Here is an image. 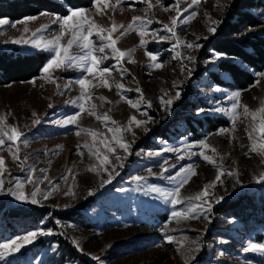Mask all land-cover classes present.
<instances>
[{"label":"rangeland","instance_id":"1","mask_svg":"<svg viewBox=\"0 0 264 264\" xmlns=\"http://www.w3.org/2000/svg\"><path fill=\"white\" fill-rule=\"evenodd\" d=\"M232 1L200 0L189 7L191 0H180L181 10L187 8V11L178 21L176 36L163 28V24H170L176 15V0H151V8L145 0H120L119 4L117 0H110L104 15L99 14L93 4L79 8L87 10V15L105 28H110L113 21L124 25L113 38L125 31L134 16L152 21L146 25L145 46H140L141 37L135 31L118 40L117 47L121 50L134 49V63L111 58L112 53L107 48L104 54L98 53L109 57L99 68L111 69L110 76L105 74L111 90L99 83L98 76H88L94 86L87 90L86 95L91 94V99L83 101L84 108L95 105L97 115L107 112L117 124L109 122L106 125L87 111L78 116L77 125L63 124L80 111L79 103H71L82 92L76 81L87 75L79 68L55 69L49 74L41 71L39 76L28 81L0 84V115H7V124L18 126L25 133L18 142L23 168L12 158L8 145L0 149V156L6 162V170L0 177L4 180L0 202H7L24 213L20 218H10L5 224L0 212V244L30 232L38 233L31 243L17 240L23 246L19 251L6 254L0 264H78L62 255L58 237L71 241L74 248L93 264L101 261L103 264H185L193 256L190 264H264V254L244 251L250 242L264 244V210L244 218L225 207L240 195L252 196L257 203L264 202V182H257V177L264 173V157L250 151L252 141L248 137L250 125L258 121L241 115L233 125L226 111L235 102L231 97L236 92L241 93L240 104L247 105L250 110L264 105V76L259 75L264 70L243 90L220 85L210 76V71H215L222 78H228V74L218 68L219 61L226 56L210 49V41L216 36ZM42 13L29 16L35 18L31 20L25 19L28 17L6 18L9 23L0 26V48L17 47L24 54L44 52L48 63L52 53L34 47L31 41L39 40L43 44L58 35L61 22L57 17H66L70 12L66 15ZM193 13L195 16L188 23H182ZM254 13L264 21V9H256ZM76 19L74 17L73 22ZM210 28H215V32L209 31ZM70 35L67 33L61 43L66 44ZM162 36L167 39H160ZM92 39L99 43L98 37ZM177 39L181 42L179 47H175ZM14 40L30 42L13 43ZM185 44L200 47L187 48ZM72 51L80 50L73 48ZM147 53L157 56V62L163 67L152 66ZM47 75L51 80L45 78ZM117 83L123 84L124 88L118 89ZM137 88L142 90L143 99ZM177 93L179 99H176ZM100 97H106L107 101ZM161 99L173 102L166 105ZM129 100L138 107H131ZM185 105L190 108L186 109ZM238 111L242 113L243 109ZM34 112L41 120L39 125L33 124L37 118L33 116ZM132 116L146 123L137 127L133 122L131 131L118 133L130 145L126 153L111 139L117 133L108 129L127 128ZM216 117L227 120L228 124L199 135L200 126L193 119ZM190 118L193 124L187 123ZM82 129L103 134L116 149L115 153L108 152L97 137L93 151L99 148L102 154L108 155L111 163L103 166L107 172L103 167H98L96 172L89 171L90 166L99 165V161L84 147L85 143L91 145L93 141ZM221 129L227 131L221 132ZM78 131L80 135H76ZM202 142L214 147L219 155L203 149ZM12 150L15 151V147ZM201 151L212 156L224 169L221 180L209 189L205 198L211 204V210L208 211L205 204L203 210L189 213V219L173 218L174 211H187L190 206L187 198L200 193L220 174L216 166L203 159ZM117 155L120 160L115 159ZM189 165L198 175L180 188V198L185 202L174 206L162 193L174 192L179 187L181 177L178 173ZM165 168L168 171H164ZM40 169L47 171L42 173ZM109 173L113 176L111 183L101 186ZM45 175L47 180L35 183ZM30 176L33 183H26ZM136 177L144 179L137 181ZM22 182L24 194L29 198L36 187L40 188L38 204L17 200L8 192ZM53 185H57L58 190L44 199V194ZM153 188L161 191H153ZM90 191L94 194L89 195ZM221 197L223 199H219ZM34 209H50L51 212L37 221L30 216ZM69 211H79L91 226L63 221L53 214ZM11 225L13 229L9 227ZM170 236L174 238L172 242L168 240ZM73 241L79 242L80 247L77 248ZM197 246L199 249L195 250ZM93 256L99 257V261Z\"/></svg>","mask_w":264,"mask_h":264},{"label":"snow or ice","instance_id":"2","mask_svg":"<svg viewBox=\"0 0 264 264\" xmlns=\"http://www.w3.org/2000/svg\"><path fill=\"white\" fill-rule=\"evenodd\" d=\"M159 2V0H158ZM200 0H191V4L189 7H192L193 5L199 3ZM120 3V0H117V4ZM145 3L148 4V7L151 8V0H145ZM93 6L97 9V12L101 15L105 14V9L109 8L110 6V0H93ZM168 10L167 8L165 9ZM174 10L176 12V15L171 18L170 24H163V28L166 32L171 33L172 36H176V27L178 25V21H180V17L183 15V12L187 11V8L181 10L180 8V0H176V4L174 5ZM70 15L66 17H57V21L61 22L60 27L61 31L58 35L54 36L51 40H48L44 42L43 44L39 40H33L31 43L34 47L40 48L42 47L44 50L49 51L52 53V58L48 61L46 66L43 68V72L45 74H49L50 70L55 69H67V68H79L83 72H86L87 75L83 76L82 78L78 79L76 83L80 86L82 92L80 97L77 98V100L72 101L71 103H79L80 111L73 116L68 117L66 120L63 121L64 125H77L78 123V116L81 113L88 112L89 115H95L98 120H102L107 125L109 122L111 124H117L115 120L112 119L111 116L108 115V113H103L102 115H97L95 111V105H91L89 109H85L83 105V101L85 99L90 100L91 94H87V90L90 86H94L92 84V81L88 79V76H93L96 78L99 77V83L102 84L105 87H108L109 90H111V86L109 85L108 79H105V74L111 75V69L110 68H103L100 69L99 65L100 63L108 59L109 57L105 55H98L104 54L105 49H110L112 53L113 59H116L118 61H124L127 59L129 62L134 63L135 60L132 58V54L134 52V49L129 50H121L119 47H117L118 40L122 38L123 36L127 35L129 32L135 31L137 34L140 35V46L143 47L146 45L147 41L144 39V36L147 34L146 31V25L151 24V20H145L142 17L134 16L132 18L131 23L127 26L124 32L120 34L119 37L113 38V34L117 31H119L120 28H124V25L120 24L117 25L115 21L112 22L110 28H105L102 25H99L95 22L94 19L90 18L87 15V10L85 9H78L73 10L69 9ZM43 15V13H42ZM195 16V13L192 14V16L188 17L182 23H188L193 17ZM77 18L75 22H73V18ZM26 20L35 19L34 17H28L25 18ZM159 22V21H158ZM9 21L6 18H0V26L8 24ZM162 23V22H159ZM14 26V25H13ZM45 29H38L37 31H42ZM215 28H210L209 31L215 32ZM25 32L28 31L27 28L24 29ZM71 33L70 38L67 40V43H61L62 39L67 33ZM35 36L36 33H33ZM96 36L98 37L99 43L97 41L93 40L92 37ZM160 39H167V37H160ZM13 43H29L30 41L27 40H14ZM179 39L176 40L175 47L180 46ZM187 48H193V47H200V45L196 44H185L184 45ZM77 48L80 51L79 52H73L72 49ZM147 55L152 60V66L155 68H162L163 64L157 62V56L153 55L152 53H147ZM180 56V53L177 52V57ZM189 60L194 59L193 57H188ZM259 75L264 76V73H260ZM45 78L51 80V76L47 75ZM259 83V81H257ZM116 87L118 89H123L124 85L117 83ZM137 92L141 93V99H143V93L142 90L137 88ZM241 96L240 92H236L231 97L232 100L235 102L231 105L230 110H226L227 114L230 116L233 125H235L236 121L240 118L241 115L244 117H251V120L253 123L250 125L251 130L248 132V137L252 141L250 151L257 153L258 155H261L264 157V105H262L257 110H250L247 105H241L239 102V98ZM100 99L107 101L106 97H100ZM176 99H179V93H177ZM109 103L111 101H108ZM172 100L164 101L161 99V103L166 105H171ZM131 107L137 108L138 105L136 103H133L131 100L128 101ZM151 104L149 103V107ZM49 107H52V105H49ZM242 108V113L238 111V109ZM34 117H37L33 120L34 125H39L41 123V120L38 118L37 114L33 113ZM135 123L137 127H140L141 125L145 124V121L138 120L135 116H132L129 118L128 127L121 129L120 127H117L115 129L109 127L110 132H115L117 135H113L111 138L116 142V144L119 145L120 148L124 150V152H128L130 145L124 141L123 137L118 135L122 130L123 131H131V125ZM147 131V129H144ZM86 134L91 136L93 143L90 145L88 143L84 144V147L88 148V151L95 156L96 160L99 161V165H92L89 168V171L96 172L98 170V167H103L104 165H107L111 163L109 160L108 155L102 154L99 148H96L95 151L93 149L95 148V141L97 137L101 138V142L105 148H107V151L110 153H115L116 149L111 146L109 139L103 134L96 132L93 129H82ZM221 132L227 131L226 129H221ZM76 135H80V132L78 131ZM134 135V133H133ZM25 136V133L20 130L18 126L15 125H8L7 124V115H0V149H3L5 145H8V150L12 156V158L15 161H18L20 163V166L24 167V161L21 160V157L19 155V146L18 142L21 141V138ZM24 143L27 144V140H24ZM13 147H15V151H13ZM62 147V146H61ZM201 147L203 149H210L211 152L215 155H219L217 150L214 147H211L206 142L201 143ZM83 155V153H81ZM200 155L203 157L205 161H207L209 164L216 166L219 169L220 174L216 176L215 181H213L210 184H207L204 186L203 190L200 193H197L196 195L187 198L190 202V206L185 212H176L174 211L172 213L173 218H182V219H189L191 218L189 213H195L198 210H203L205 207V204H207V210H211V204L208 203V201L205 199L209 195V189L214 188L216 182L221 180V176L224 174V169L221 165H218L217 162L212 158V156L205 154L204 151H201ZM183 157H181L182 159ZM25 160L27 157L24 158ZM116 160H120L121 157L119 155L115 156ZM223 157H221V160ZM166 163V162H165ZM6 170V162L3 156H0V177L4 175V172ZM42 173L46 172L47 169H40ZM103 171L107 172L108 169L106 167H103ZM164 171H168L167 168L164 169ZM32 172H35V169H32ZM231 174V173H229ZM178 175L181 177L179 181V187L171 193H162V195L165 197L166 200H170L172 204L175 206L176 204H182L185 201L180 198V188L184 187L186 184L190 182L192 177L198 175L196 169L189 165L187 168L181 169V172L178 173ZM48 177L45 175L42 178H38L35 183L39 184L42 182V180H47ZM66 179V177H65ZM113 179V176L111 173H109V177L107 180H104L102 182L103 186L104 184L111 183V180ZM137 181H140L144 179L143 177H136ZM257 182H264V173H261L257 177ZM26 183H33V180L31 176L26 181ZM3 185L4 180L0 179V191H3ZM24 182L18 183L15 187V190L8 189V192L15 196L17 200H24L31 204H38L39 201L37 200V195L40 193V188L36 187L34 191L31 192L30 198L24 194ZM58 190L57 185H53L50 191L44 194L43 198L48 199L53 192ZM153 191H161L158 188H153ZM73 194V193H69ZM93 192H89V195H93ZM219 199H223L222 197ZM219 199L217 200V203H219ZM49 234V233H44ZM37 232H30L27 236L19 237L17 240H21L25 243H31L33 239L37 237ZM174 238L168 237L169 242H172ZM17 240H12L8 243L0 244V259H2L6 254H9L11 252L19 251L20 247L23 246L21 243H17ZM73 243L76 245L77 248L80 247L79 242L73 241ZM183 246V245H181ZM199 246L195 250H198ZM245 252H256L260 254H264V244L260 243H249L247 247L244 249ZM94 260L99 261V257L93 256ZM195 257H189L188 260L185 261V264H190L191 259H194ZM100 264H103L101 261Z\"/></svg>","mask_w":264,"mask_h":264},{"label":"trees","instance_id":"3","mask_svg":"<svg viewBox=\"0 0 264 264\" xmlns=\"http://www.w3.org/2000/svg\"><path fill=\"white\" fill-rule=\"evenodd\" d=\"M92 4L93 0H0V18L19 20L42 12L66 15L69 9L86 8ZM256 9H264V0H233L216 36L210 41V49L226 56L219 61L218 68L228 74L227 79L222 78L215 71H210L212 79L220 85L246 89L255 82L257 74L264 70V21L261 16L254 13ZM47 60V54L44 52L24 54L17 47L0 48V84L28 81L39 76ZM185 107L190 108L189 105ZM193 120L200 126L199 135L215 131L228 124L227 120L219 117ZM187 123L193 124L192 118L188 119ZM225 207L226 210H234L233 213L236 215L248 218L254 212L259 213L260 210H264V202L257 203L252 196L240 195L228 202ZM0 212L5 224L9 223L10 218L17 219L24 215L22 209L10 207L3 201L0 202ZM50 212V209H34L30 216L40 221ZM53 214L63 221L91 226L90 222L82 218L83 215L79 211L53 212ZM9 227L12 228V225ZM56 240L63 248V256L78 264H93L74 248L71 241L63 237H58Z\"/></svg>","mask_w":264,"mask_h":264}]
</instances>
